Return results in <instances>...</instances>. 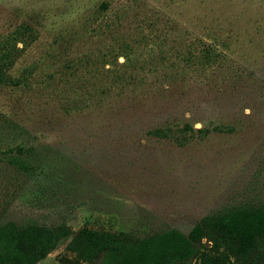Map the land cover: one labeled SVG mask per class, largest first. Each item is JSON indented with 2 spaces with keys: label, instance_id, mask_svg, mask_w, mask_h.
Instances as JSON below:
<instances>
[{
  "label": "rangeland",
  "instance_id": "1",
  "mask_svg": "<svg viewBox=\"0 0 264 264\" xmlns=\"http://www.w3.org/2000/svg\"><path fill=\"white\" fill-rule=\"evenodd\" d=\"M263 204L264 0H0V224L37 228L11 252L83 262L82 230L189 237ZM192 244L173 264H264V232Z\"/></svg>",
  "mask_w": 264,
  "mask_h": 264
},
{
  "label": "trees",
  "instance_id": "2",
  "mask_svg": "<svg viewBox=\"0 0 264 264\" xmlns=\"http://www.w3.org/2000/svg\"><path fill=\"white\" fill-rule=\"evenodd\" d=\"M203 221V222H202ZM195 224L189 237L177 230H169L148 238L129 241L123 234L98 233L91 230L80 232L81 243L77 256L83 259L69 261V264H91L97 252H104L103 264H173L175 260L191 255L192 241L201 236L204 227H211L224 233L227 241H234L238 251L249 249L254 238L264 232V204L256 209L229 211L219 217L202 220ZM37 228H17L13 223L0 224V243L5 252L0 253L1 264H34L54 244L53 236L38 238L33 254L28 257L24 251L11 252L9 246H21L37 238Z\"/></svg>",
  "mask_w": 264,
  "mask_h": 264
}]
</instances>
